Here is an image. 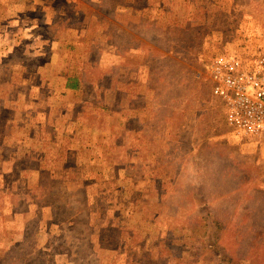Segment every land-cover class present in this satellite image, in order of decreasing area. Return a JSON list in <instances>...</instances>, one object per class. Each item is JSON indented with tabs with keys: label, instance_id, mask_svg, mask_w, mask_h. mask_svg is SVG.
I'll list each match as a JSON object with an SVG mask.
<instances>
[{
	"label": "rangeland",
	"instance_id": "obj_1",
	"mask_svg": "<svg viewBox=\"0 0 264 264\" xmlns=\"http://www.w3.org/2000/svg\"><path fill=\"white\" fill-rule=\"evenodd\" d=\"M218 54L264 55V0H0V264H165L205 207L221 255L191 264H264V147L196 79Z\"/></svg>",
	"mask_w": 264,
	"mask_h": 264
},
{
	"label": "built area",
	"instance_id": "obj_2",
	"mask_svg": "<svg viewBox=\"0 0 264 264\" xmlns=\"http://www.w3.org/2000/svg\"><path fill=\"white\" fill-rule=\"evenodd\" d=\"M182 62L188 55L180 57ZM208 77L213 94L222 100L221 114L228 128L245 143L264 145V55L246 62L215 55L201 62L196 79Z\"/></svg>",
	"mask_w": 264,
	"mask_h": 264
},
{
	"label": "trees",
	"instance_id": "obj_3",
	"mask_svg": "<svg viewBox=\"0 0 264 264\" xmlns=\"http://www.w3.org/2000/svg\"><path fill=\"white\" fill-rule=\"evenodd\" d=\"M72 89H74V90L79 89L80 90V82L79 81L75 82ZM210 95H211L210 102H213V100H215L217 102L216 107L218 105V109H219L220 113H222L221 112L222 100L213 94V88H212V92ZM160 110H161L160 111L161 113H165V108L161 107ZM212 112L214 113L213 110H212ZM223 123H224L225 127L227 129H229L226 122L223 121ZM164 124L165 123H163V120H161L159 123L160 126L164 125ZM173 140H177V139L174 138ZM175 142H178V140ZM81 146H83V145H81ZM2 162H6V161L2 160ZM82 167L86 168L84 166V162H82ZM152 169H153V172L152 171L148 172L147 175L145 176L144 180H145V182L152 183L153 186L157 188L156 195L158 196L159 200L161 198V200L163 201V195H164L163 188L166 187V185H165L166 180H165V174H164V179H163V178H161L160 172H163V171L166 172L167 170L165 168H163V165L160 162L153 163ZM131 189L133 190V187H131ZM176 192H178L177 189H172L171 192L167 191L169 197L171 195L174 196ZM115 194H118V193H115ZM167 200L168 199L165 198V205L167 203ZM162 203H164V202H162ZM198 203L201 204L200 202H198ZM120 207H121V205H118V208H120ZM206 209L207 208L205 207V210L204 209H202V210H203V212L209 211L208 212L209 217L207 218V220H205V223L200 225V226H194V227L186 228L184 230H181L180 228L179 229L173 228V227L167 228L169 245H168V251L165 250V264H171V262L174 260H176L175 264H191V258L189 255V248L195 246L196 243H199L198 247H197L198 251L200 249L207 251L210 256L215 255L216 257H218L219 255H221L220 248L222 247V245L219 243V240H218L219 228H217V226H216V230L211 231V228L214 225L213 222L215 221V219L211 218L212 214L210 215V212H212V211L210 209L209 210H206ZM168 210L173 211L176 209H175V207L168 206ZM123 226L129 227V226H127V224L124 225V223H121L119 227H123ZM169 232H170V235H169ZM202 233H203V236L201 238L199 235ZM187 234H188V237L191 239V244L183 245L180 248L178 246L175 248L172 247V245L170 243H173V241H175V240L177 241L179 239L186 238ZM139 235H140V232H138V231H135V233L132 234L133 238H137ZM194 238H198L196 243H194L192 240ZM51 239H54V238H52V237L49 238V242H50L49 248H52V244H53V241ZM248 251L250 252L251 257H253V258L258 257V258H260V262H261V260H262V262H264V259H263L264 255L262 254L264 252V241H256L255 243H252V245H250ZM223 260L224 261H231V263L235 262L234 258H232V257L231 258L223 257ZM242 260H244V258H241V261ZM255 260L258 261L256 258H255ZM260 262L258 261V263H260Z\"/></svg>",
	"mask_w": 264,
	"mask_h": 264
},
{
	"label": "crops",
	"instance_id": "obj_4",
	"mask_svg": "<svg viewBox=\"0 0 264 264\" xmlns=\"http://www.w3.org/2000/svg\"><path fill=\"white\" fill-rule=\"evenodd\" d=\"M235 134V133H234ZM242 142V141H241ZM242 143H245V142H242ZM252 143H256V142H253V141H251V142H249V143H245V144H252ZM256 145L257 146H262V147H264V145H262V144H260V143H256ZM254 146V145H253Z\"/></svg>",
	"mask_w": 264,
	"mask_h": 264
}]
</instances>
